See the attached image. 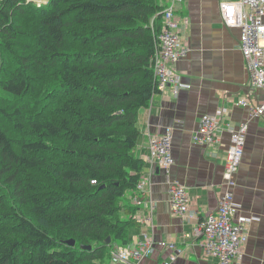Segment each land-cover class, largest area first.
Returning <instances> with one entry per match:
<instances>
[{
	"label": "trees",
	"instance_id": "16d2710c",
	"mask_svg": "<svg viewBox=\"0 0 264 264\" xmlns=\"http://www.w3.org/2000/svg\"><path fill=\"white\" fill-rule=\"evenodd\" d=\"M164 8L0 0V264H110L128 243Z\"/></svg>",
	"mask_w": 264,
	"mask_h": 264
},
{
	"label": "crops",
	"instance_id": "0c3cea01",
	"mask_svg": "<svg viewBox=\"0 0 264 264\" xmlns=\"http://www.w3.org/2000/svg\"><path fill=\"white\" fill-rule=\"evenodd\" d=\"M239 0H183L177 5L180 40L186 51L174 68L187 85L174 94L171 87L154 95L149 107L140 112V135L134 154L145 161L142 178L148 180L144 192L128 193V202L137 207L135 225L128 230L132 248L144 235L155 242V252L131 264H220L201 245L197 227L216 212L226 190L225 171L231 145L230 127L248 125L242 164L234 188L240 214L252 218L247 224L248 241L237 264H264V113L251 109L264 102V89L251 84L239 42L241 29L224 22L223 5ZM166 6L168 0H160ZM189 86V87H188ZM246 99L248 104H239ZM224 109L221 128L213 144L198 145L193 133L203 115ZM173 130L172 153L175 164L171 179L184 185L193 216L172 210L169 182L164 171L147 160L150 135ZM139 197L141 205L135 203ZM115 246V247H116ZM114 247V248H115Z\"/></svg>",
	"mask_w": 264,
	"mask_h": 264
},
{
	"label": "built area",
	"instance_id": "2783aa9c",
	"mask_svg": "<svg viewBox=\"0 0 264 264\" xmlns=\"http://www.w3.org/2000/svg\"><path fill=\"white\" fill-rule=\"evenodd\" d=\"M183 0H168L163 13L164 25L158 37L154 56V73L160 90L172 88L176 95L187 85L175 65L186 53L180 40V23L177 18V5ZM224 22L228 26L241 29L240 48L244 55L251 84L264 89V0H239L223 5ZM189 87V86H188ZM239 104L247 105L246 99ZM224 109L216 115H203L192 139L201 146L213 144L221 128ZM253 116L264 113V102L251 109ZM231 145L228 151V163L225 171L226 190L219 201L216 212L210 213L197 227L201 236V245L205 252L219 260L220 264H237L243 257L248 241L247 224L252 220L240 214V204L236 201L234 188L237 185V174L242 164L248 125L242 123L231 128ZM173 130L166 128L162 135H150L149 156L147 160L155 163L168 177L169 199L172 210L182 216H193L190 212V200L187 189L170 177L175 159L172 153ZM148 180L140 179L137 192H144ZM135 203L141 205L137 196ZM155 242L151 236L144 235L132 248L116 246L111 253L110 264H131L132 260H141L155 252ZM176 255L171 254L165 264H172Z\"/></svg>",
	"mask_w": 264,
	"mask_h": 264
},
{
	"label": "rangeland",
	"instance_id": "374dc122",
	"mask_svg": "<svg viewBox=\"0 0 264 264\" xmlns=\"http://www.w3.org/2000/svg\"><path fill=\"white\" fill-rule=\"evenodd\" d=\"M30 1H33L35 3H37L38 5H41V4H45L48 0H30ZM128 194H127V197L125 199V202L127 203L128 202Z\"/></svg>",
	"mask_w": 264,
	"mask_h": 264
},
{
	"label": "water",
	"instance_id": "95a60500",
	"mask_svg": "<svg viewBox=\"0 0 264 264\" xmlns=\"http://www.w3.org/2000/svg\"><path fill=\"white\" fill-rule=\"evenodd\" d=\"M110 241H111V238H108V242H110ZM71 243H72V244H75V241L72 240ZM89 248H90V246H89Z\"/></svg>",
	"mask_w": 264,
	"mask_h": 264
},
{
	"label": "bare ground",
	"instance_id": "6f19581e",
	"mask_svg": "<svg viewBox=\"0 0 264 264\" xmlns=\"http://www.w3.org/2000/svg\"><path fill=\"white\" fill-rule=\"evenodd\" d=\"M136 192H137V191H136ZM140 193H141V192H140ZM140 193H139V194H140Z\"/></svg>",
	"mask_w": 264,
	"mask_h": 264
}]
</instances>
